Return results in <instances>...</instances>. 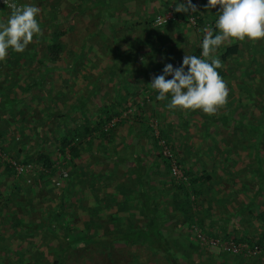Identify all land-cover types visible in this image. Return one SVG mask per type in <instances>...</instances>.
<instances>
[{"label": "trees", "instance_id": "1", "mask_svg": "<svg viewBox=\"0 0 264 264\" xmlns=\"http://www.w3.org/2000/svg\"><path fill=\"white\" fill-rule=\"evenodd\" d=\"M116 1L75 0L76 11L71 9L69 15L79 18L81 15L91 13L100 19L96 21V26L111 21L109 17L111 11L113 21L115 16L120 17L122 13H126L131 2L138 11L143 8L140 0ZM60 2L28 0V4L39 7L40 13L48 14L42 17L39 14L37 17L41 32L38 35L34 34L32 42L23 53H16L10 49L6 58L0 60V168H2L0 264H250V261L262 254L264 258V231L257 236L250 234L254 222L259 221L264 225V208L256 206L255 198L247 205L248 210H243L244 204L237 203V207L242 209L233 215L246 218H242V222L236 224L247 231V234L237 235L236 228H239L232 225L230 230L228 228L230 225H227L230 221L226 215L216 218L211 207H205L206 204L210 205L211 199L214 201L219 196L220 191H215V186L219 188L218 185L223 181L214 179L211 172L208 173L209 163L205 161V153L198 151L195 155V164L187 166L184 160L188 155L187 151L182 150L184 154L178 156L168 143L176 165L186 180H178L172 175L171 159L163 155L159 145L161 140L159 138L167 139L172 123L160 131L156 140L153 139L154 131L151 132L145 125L142 136L145 135L146 141L151 137L154 149L159 147L161 150L155 162L147 164L138 142L129 144L124 152L117 150L121 143H115L114 139L119 124L111 123L115 118H121L131 107L127 98H115V107L112 109L100 108L103 117L98 121H92L83 113L84 134L77 132L71 135V132L66 131L64 127L68 126L70 121H74V118L69 116V113L59 111V124L61 122L63 128L61 135L54 137L52 133L48 135L49 138L43 139L42 143L37 145L35 153L26 151L24 141L28 140L29 136L24 130L18 131L20 135L17 130L15 132L18 117L23 115L24 122L42 126L44 117L40 118L37 115V119L29 121V117L25 118V110L30 109L26 102L28 98L34 99L35 103L42 101L38 95L46 86L43 81H31L26 75L32 67H36L47 76L51 73L52 67L46 63L57 64L63 60L70 28L63 29V22L60 21L63 6ZM6 7L0 5V21H6L11 14L12 9ZM171 11L174 15L173 20L161 25L155 34L162 33L168 24H172L178 30L181 28L178 26L180 19H183L182 26L191 23V11L177 12L173 6ZM192 15L197 21L196 28H200L199 34H203V28L207 25L213 27L215 32V14L203 15L196 10ZM149 17V20H135L136 22L130 25L136 29L145 27L148 32L155 20L153 16ZM109 25L112 27L114 23ZM167 36L160 39L165 42ZM147 42L152 46L150 41ZM178 46L177 42L164 45L158 52L152 46L145 51L144 56H139L144 58L159 56L165 60L168 54L171 55L169 52ZM84 48L85 45L83 50L81 49L82 53ZM218 49L215 56L220 58L221 67L217 71L227 89H230V83L227 84L230 79L241 83L238 85L241 94L237 107L228 110V113H224L219 119L209 117L201 110H186L185 116L199 113L205 117V126L208 129L217 121L224 126L231 122L242 126L247 116L240 115L238 119L235 113L239 109L238 105H242L244 97L252 100L255 96L252 85L255 84L258 93L264 99V47L258 45V41L234 40ZM200 52L199 45L191 50L189 55L199 56ZM139 56L134 55L137 58ZM241 58L247 59V64L240 61L239 66ZM235 65L240 67L236 71ZM235 72L239 73V76L235 75ZM145 89L152 92L149 94L150 99L146 98L140 108L136 102L137 113L134 115L128 113L131 119L145 121L146 112H154L151 106L153 102H149L156 96V92L147 81ZM33 92L36 96H33ZM232 93L233 91L228 98H232ZM132 103L136 104L134 101ZM76 109L83 112L78 106ZM51 114L50 112L49 117ZM178 114L172 120L183 117L182 112ZM248 127L249 131L256 132L254 159L260 161L259 164L248 163L249 171L252 172V176L259 177L258 182L253 184V187L256 185L255 196L264 197V169H257L258 165L264 167L260 150L262 146L264 147V125ZM31 130L42 140V127L34 129L31 127ZM45 134L47 135V132ZM85 135L89 136L88 139L84 138ZM208 135H211V132H208ZM54 138L59 139L54 141ZM67 151L70 155L68 177L63 180L62 186H57L52 182L53 177L62 178V173L56 165V161L59 160L57 155L66 156ZM88 152L92 164L84 159L85 153ZM8 159L24 165L37 164L41 168L40 175L28 183L26 177H17ZM196 166L201 168V173ZM166 192L168 193L164 202L163 194L165 196ZM234 200L236 202V199ZM204 209L208 213L200 214ZM198 234H201L203 240L198 238ZM230 244H245L250 249L258 246L261 252L255 257L233 254L231 250L225 248ZM215 248L219 250L218 253L211 250Z\"/></svg>", "mask_w": 264, "mask_h": 264}, {"label": "rangeland", "instance_id": "2", "mask_svg": "<svg viewBox=\"0 0 264 264\" xmlns=\"http://www.w3.org/2000/svg\"><path fill=\"white\" fill-rule=\"evenodd\" d=\"M53 1L54 0H50V2ZM59 2L63 6V10H61L60 14V21L63 22V29L67 30L70 28L69 36L66 38L67 46L64 51L63 60L57 64L46 63V65L52 67L51 73L47 76L44 72L37 70L36 67H32L26 75L30 77L29 80L43 81L46 85L44 90H41L39 95L37 94L41 97L42 101L35 103L34 99L28 98L26 102L29 104L28 106L30 109L25 110V118L29 117V121L35 118L37 119V115L40 118L44 117L45 120L42 126L24 122L23 115L18 117V126L15 132L16 130L17 132L19 130H24L29 136V138H27L28 140L24 141L27 152L33 151L35 153L38 149L37 145L39 143L41 144L43 139L49 138L50 136L48 135L52 133L54 137L61 135L60 133L63 128H61V122L59 124V111H61V113H69V116L74 118V121L69 120V125L64 127L66 131L69 133L71 132V135H73L77 132H82L84 134L83 113L88 115L92 121H98L103 117L102 112H100L98 108H109L111 102L118 94H121L124 98H126L127 95H132L131 99H134L135 103L138 102L140 108L142 103H144L140 100L143 99L144 95L152 94V92H149L148 89L145 90V85L140 84L139 78L141 80V78L145 77L149 85L153 77L162 74V70L166 64H172L174 68L179 67L182 58L186 54L189 55L191 50L199 46L203 37V34H199L200 28H196V25L187 23L185 26H182L183 23L181 22H183V19L179 20L180 24L178 26H181V28H178V30L174 28L172 24H168V26L162 30V33L155 34L161 26L156 22V19L161 15H169L171 16L169 21H172L174 15L171 9L172 6L174 10L176 9L178 0H152L150 2L140 0L143 7L141 11H138L131 2L128 5L129 10L126 11V13L124 12V14L120 13V17L115 16L114 21L111 19L113 17L111 11L109 17L113 22L109 20L108 22H103V24L98 22L99 24L96 26V21L100 19L92 16L93 14L91 13L81 15L79 18L72 16V14L69 15L71 9L76 11L75 0H59ZM179 2L186 3V0H179ZM24 4H28V0H0V5L7 6L6 8L9 9ZM193 5H195L196 10L203 13V15L211 16L215 14L217 16L221 11L219 5L208 7V0H194ZM96 13L97 12H95V15ZM39 14L41 17L44 15L43 13ZM47 15L48 14L44 16ZM150 15L153 16L155 20L151 25V30L148 32L145 30V27L136 29L132 28L130 25L132 22L135 23L139 20H149ZM111 23H114L112 27L109 25ZM71 26H73V28H71ZM163 32H166V34ZM151 35H154V37ZM165 35L168 36L165 42H163L160 37L164 39ZM147 41H150L153 48H156V52L160 51L164 45H171V43L174 44L177 42L179 46L170 51L169 53H171V55L168 54L165 60L159 56L144 58L141 56H144L145 51L152 47L148 45ZM233 41H228L221 46H226ZM246 41L252 42L247 39ZM84 45L85 48L82 53L81 49L83 50ZM258 45L264 47V40L258 41ZM218 50L216 53H218ZM79 53H82L81 56ZM134 55L141 56L137 58L134 57ZM240 61H242L243 64H247V59L241 58L239 59V66L241 65ZM239 66L235 65V71L240 68ZM235 75L239 76V73L235 72ZM229 83L231 90L228 89V95L233 91L232 98H228L229 96H227L226 103L218 107L214 114H208L209 117L212 116L215 119H219L224 113H228V110L237 107V102L241 94L238 85L241 83L240 81L231 79L227 82V84ZM252 89L255 96H253L252 100L244 97V100L241 102L242 105H238L239 109L235 113L238 119L242 115L247 116V118L243 120L242 126H237L233 122L228 126H224L217 121V123L210 126L211 128L209 127L208 129L205 126V117L199 115V113H194L193 115L187 114L185 116L186 110L177 109L178 112H182L183 117L181 116V118L177 120H172L178 112H176V110H168L167 108L162 109V114L156 111L153 114L148 111L146 112L145 121H139L134 118L131 119V117L126 115V113H132L133 115L137 113V103L133 104L131 101V107L124 112L125 114H123L121 118H115L111 123L112 125H114V123L119 124L116 127V136L114 139L115 143H121V146H117V150L124 152L126 146V148H128L129 144L133 145V143L138 142L141 151L144 152L142 154L143 159L146 160L147 164L155 162L159 158L158 153H160L161 150L159 147L154 149L155 146L151 137H148L149 141H146L145 135L142 136L145 125L149 127L151 132L154 131L152 132L154 135L153 139L156 140L159 138L160 131L168 128L172 123L169 126L170 132L167 135V139L164 138V140H167V143H170L169 145L172 151L178 156H181L184 154L182 150H186L188 155L187 157L185 156L186 158H184V160L187 166H193L195 164V155L198 151L205 153V161L209 163V165L207 164L208 173L211 172L214 179L223 180L222 185H218L221 186V190L224 188L229 189L230 184L228 182H234L235 185L232 184V190L237 193L245 192V194L242 193L243 196H238L244 198L246 202H249L254 195L256 187V185L253 187L254 181H258L259 177L257 175L252 176V172L247 169V167H249L247 162L250 161V158H254L257 144L256 132L249 131L248 126L256 125L258 127L264 125V99L258 93L255 84L252 85ZM133 91L134 94L132 93ZM146 91L147 93H145ZM33 96H36V93L33 92ZM151 102L153 101L151 100L149 103ZM258 103H260V105ZM153 105L151 103V106ZM76 106L82 108L83 112H81L82 110L79 111V109L75 110ZM173 111L174 113H171ZM50 112L52 114L49 117ZM246 124L247 126H245ZM31 127L33 129L42 127V140L34 135ZM74 130L76 131L72 132ZM46 132L47 135L45 134ZM208 132H211V135H208ZM18 135H20L19 132ZM88 137L89 136L86 135L84 136V138L87 139ZM56 139L59 138H54L53 140L55 141ZM159 139L163 140L162 138ZM260 150L264 163V147L262 146ZM57 157H59V160L56 161V165L60 169L62 176L64 173L68 174V170L70 169V166L68 167L69 160L63 155H57ZM85 160L91 164L93 163L89 152L85 153ZM201 162L204 161L201 160ZM33 165L36 167L35 170L37 171V175H40L39 172L41 168L37 164ZM196 167L198 172L201 173V168H198V166ZM156 178L158 177L156 176ZM53 181H55L56 184L60 182V185H63L61 184L63 182L61 178L53 177L52 182ZM219 188L215 186V191L221 192ZM167 193L168 192H166L165 196L163 194L164 202L167 198ZM228 193H231V191ZM253 198H255L256 206L259 205L261 209L264 208V197L260 195ZM218 199L219 196H217L214 201L210 200V205L206 204L205 207H211L212 214L216 218H221L226 215V218L230 221L227 222L228 226L241 223L242 219H237V217L229 215L230 212L232 213V207L225 206L228 205L229 201H226L225 204V200H222V202L218 201ZM205 210L206 209L201 210L200 214H204V212L208 213ZM241 217L246 218L244 216ZM260 224L259 221L254 222V227L258 225V228L254 229L257 234L253 233L252 235L257 236L264 231V225ZM250 231L253 232V230ZM211 250L214 252L219 251L216 248ZM262 255L250 261V264H264Z\"/></svg>", "mask_w": 264, "mask_h": 264}, {"label": "clouds", "instance_id": "3", "mask_svg": "<svg viewBox=\"0 0 264 264\" xmlns=\"http://www.w3.org/2000/svg\"><path fill=\"white\" fill-rule=\"evenodd\" d=\"M219 5L214 27L203 28L200 55L186 54L181 65L166 64L162 74L149 84L156 92L157 101H167L168 110H201L214 114L227 101L228 89L218 74L221 60L214 54L228 41L252 42L264 40V0H208V7ZM177 12H195L192 0L177 2ZM40 9L34 4L14 6L6 21H0V60L9 50L23 53L40 34L37 17ZM171 77V78H167Z\"/></svg>", "mask_w": 264, "mask_h": 264}, {"label": "built area", "instance_id": "4", "mask_svg": "<svg viewBox=\"0 0 264 264\" xmlns=\"http://www.w3.org/2000/svg\"><path fill=\"white\" fill-rule=\"evenodd\" d=\"M190 22L193 25H197V21L195 19V17L192 15V12H190ZM171 19V16L169 15H163V16H159L156 19V22L159 25H163L165 23H167V21H169ZM208 27H210L209 25H207ZM159 145L161 146L162 149V153L165 157L171 159L172 162V175L175 176L178 180H182L185 181L186 177L184 176L183 172L178 168V166L176 165V160L173 157V154L169 148V145L167 142H165L164 140H160L159 141ZM69 152L67 151V155L66 158L68 160H70V155L68 154ZM8 163L10 164V166L13 168V170L15 171L17 177L20 176H24L27 178V182L31 183L32 179L34 177H36L37 175V171L35 170L36 167L33 164H19L13 160L8 159ZM38 176V175H37ZM68 174L64 173L61 180L63 181L64 179H67ZM53 183L55 185H60V182H56L53 181ZM198 238L203 240V237L201 236V234H198ZM224 246V245H223ZM226 249L231 250V252L233 254H243L245 256H258L261 252V248L260 247H255L254 249H250L249 247H247L245 244H238V245H234V244H230V245H226L225 247Z\"/></svg>", "mask_w": 264, "mask_h": 264}, {"label": "crops", "instance_id": "5", "mask_svg": "<svg viewBox=\"0 0 264 264\" xmlns=\"http://www.w3.org/2000/svg\"><path fill=\"white\" fill-rule=\"evenodd\" d=\"M139 81H140V84H142V85H145V77L144 78H141V80H140V78H139ZM146 90V89H145ZM135 91V90H134ZM134 91L132 92L133 94H134ZM129 94V93H128ZM120 95V96H119ZM131 96L132 95H127V97L126 98H128V100H129V103H131V101H134V99H131ZM116 98H119V99H126V98H124V96H121V94H118L117 95V97ZM145 98H147L148 100L150 99L149 98V94H147V95H144V97H143V99H141L140 101H145ZM154 99V101H153V103H152V108L154 109V112H152L153 114L155 113V111L156 112H158V113H160V114H162V109H164V108H166L165 107V103H167V101H157L156 99H155V97L154 98H152V100ZM116 102V99L114 98V100L111 102V105L109 106V108L111 107V108H114L115 106H114V103ZM138 103V102H137ZM144 103H142V105H143ZM100 108H104V107H100ZM100 108H98L99 110H101ZM160 111V112H159ZM171 113H174V111L173 112H171ZM125 114V113H124ZM126 115H128V113H126ZM118 143V142H117ZM126 146V145H125ZM127 147V146H126ZM85 159V158H84ZM257 160H259V159H257ZM250 162H255L254 164H259V162L260 161H255V159L254 158H250V161L249 162H247V163H250ZM261 164H262V162H261ZM264 169V167L263 166H261V165H258L257 166V169ZM247 169L249 170V167H247ZM247 170V171H248ZM256 182H258V181H255V183ZM229 184H230V188L229 189H226V188H224V189H222L221 190V186H220V190H221V192H220V194H219V199H218V201H222V200H225L224 202H225V204H226V201H229V203H228V205H225L226 207L228 206V207H232V213L230 212L229 213V215H232L233 217H237V219H242V217H240V216H235V215H233L236 211H239V209H242L243 208V210H248V207H247V205H249V202L252 200V199H254L253 197H255V191H254V195H253V197L250 199V201L249 202H246L245 201V199L244 198H242V197H240V196H238V195H241V196H243V194H245V192L243 193V192H241V193H235L236 191H233L232 189H233V187H232V184H234L235 185V183L234 182H228ZM254 183V184H255ZM224 184V183H223ZM222 185V184H221ZM255 190H256V187H255ZM231 191V193H228V192H230ZM213 193V192H212ZM243 193V194H242ZM209 196H212V194H209ZM227 197H229V199L227 198ZM231 197V198H230ZM235 197V198H234ZM228 199V200H227ZM234 199H236V202H235V200ZM212 200V199H211ZM223 202V201H222ZM221 202V203H222ZM237 203H242V204H244L243 205V207L242 208H238L237 207ZM223 204V203H222ZM256 213H257V211H255ZM254 216H256V214L254 215ZM237 227H238V225L237 224H235ZM261 225V224H260ZM258 225H255V227H253V228H251L250 230H253V232H250V234H256V231L254 230V229H257L258 227H257ZM232 225H230V227H229V229L231 230L232 229ZM239 229H237L236 228V233H237V235L238 234H247V231H245V229L243 228V227H238ZM242 230V231H241Z\"/></svg>", "mask_w": 264, "mask_h": 264}]
</instances>
